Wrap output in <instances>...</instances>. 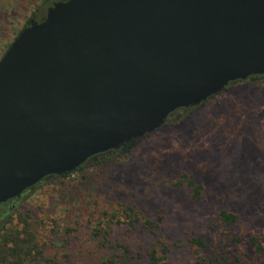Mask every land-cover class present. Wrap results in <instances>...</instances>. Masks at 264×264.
<instances>
[{"label":"water","instance_id":"water-1","mask_svg":"<svg viewBox=\"0 0 264 264\" xmlns=\"http://www.w3.org/2000/svg\"><path fill=\"white\" fill-rule=\"evenodd\" d=\"M264 76V0H62L0 59V204Z\"/></svg>","mask_w":264,"mask_h":264},{"label":"rangeland","instance_id":"rangeland-1","mask_svg":"<svg viewBox=\"0 0 264 264\" xmlns=\"http://www.w3.org/2000/svg\"><path fill=\"white\" fill-rule=\"evenodd\" d=\"M58 1L0 0V57ZM178 117L131 152L95 157L0 207V231L23 221L34 231L40 254L25 264H153L152 250L158 264H264V76ZM222 212L236 220L224 223Z\"/></svg>","mask_w":264,"mask_h":264},{"label":"trees","instance_id":"trees-1","mask_svg":"<svg viewBox=\"0 0 264 264\" xmlns=\"http://www.w3.org/2000/svg\"><path fill=\"white\" fill-rule=\"evenodd\" d=\"M19 33L15 36L14 39H16V37L19 35ZM10 45H8L7 49L10 47ZM7 49H6V51H7ZM226 88L224 89V91L226 90ZM219 94H217V95H219ZM217 95H215V96H217ZM215 96L209 98L207 101L213 99ZM206 102H204V103H206ZM203 104H201V106ZM193 108H190V109H193ZM190 109H180V110L174 112L171 117H176L177 115H180L183 112H186ZM182 119L183 118H180V120H182ZM139 142H140V140H133L129 143L124 144L120 149L115 150V151H109V152H116L117 154L129 153ZM109 152H106V153H109ZM106 153L96 155V156L92 157L91 159H93L95 157L102 156ZM91 159H89V160H91ZM86 163H84L80 168L76 169L74 172L65 173L62 176L48 177V178L42 180L37 185H42L46 180H48L50 178H66L73 173L81 171L85 167ZM188 185L192 186V183L189 181ZM193 192L196 193L197 189H194ZM134 213L135 212L132 208H126L124 210V215L128 219L132 220V222L129 224L130 227H132L134 224H136V222H138L136 220L137 217ZM221 218H222V221L224 223H230V222H233L236 220V217L234 215L228 214L226 212L221 213ZM141 225L143 228H146V229L147 228L149 229L150 227H152V225L149 221H143L141 223ZM12 227L13 226H10L8 228H3L0 231V264H25V263H28L29 260L37 258L38 254H40V252L36 251V245L34 244V241L36 240V238H35V234H34V231L32 230L31 225L28 222L23 221V227H22L21 231H16V227H13V228ZM23 236H24V238H23ZM33 238H35V240H33ZM251 242H254V240L251 239ZM197 244L201 245V243H197ZM126 254H127V252L123 251V255H126ZM124 258L121 256L119 257L120 261L122 260V262L124 264H127L128 263V260L126 259L127 257H124ZM148 258L151 261V263H153V264L159 263V259L156 257V253L154 252V250L149 252ZM102 264H116V261L114 258L106 259L102 262Z\"/></svg>","mask_w":264,"mask_h":264},{"label":"flooded vegetation","instance_id":"flooded-vegetation-1","mask_svg":"<svg viewBox=\"0 0 264 264\" xmlns=\"http://www.w3.org/2000/svg\"><path fill=\"white\" fill-rule=\"evenodd\" d=\"M60 1H62V0H60ZM46 12H47V11H46ZM45 16H46V14H45ZM44 18H45V17H44ZM31 20L34 21V22H40V21H42V20H36L35 17L31 16V17L25 22V27H23V29L26 28V27L29 25V22H30ZM23 29H22V30H23ZM20 31H21V30H20ZM20 31H19V32H20ZM14 40H15V39H14ZM5 53H6V51H5ZM5 53H4V54H5ZM4 54L0 57V59L4 56ZM237 82H238V81H237ZM233 83H235V82H233ZM231 84H232V83H231ZM205 102H206V101H205ZM200 106H201V105H200ZM191 108H193V107H191ZM182 109H190V108H182ZM178 110H180V109H178ZM178 110H176V111H178ZM176 111H174V112H176ZM174 112H173V113H174ZM173 113H172V114H173ZM172 114H170V115L168 116V118L166 119V121L172 116ZM181 115H182V114H180L179 117H180ZM179 117H178V118H179ZM166 121H165V123H166ZM147 136H148V135H147ZM145 137H146V136H145ZM13 201H15V200H10V201H8V202H6V203L0 204V206H1V207H3V206H8V204L13 203Z\"/></svg>","mask_w":264,"mask_h":264}]
</instances>
